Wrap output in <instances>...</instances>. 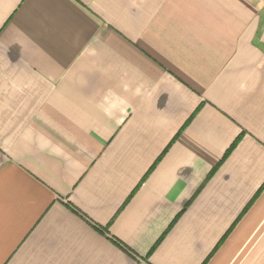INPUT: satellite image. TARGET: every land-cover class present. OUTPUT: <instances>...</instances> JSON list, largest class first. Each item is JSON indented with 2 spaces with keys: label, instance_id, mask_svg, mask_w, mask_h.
<instances>
[{
  "label": "crops",
  "instance_id": "1",
  "mask_svg": "<svg viewBox=\"0 0 264 264\" xmlns=\"http://www.w3.org/2000/svg\"><path fill=\"white\" fill-rule=\"evenodd\" d=\"M0 264H264V0H0Z\"/></svg>",
  "mask_w": 264,
  "mask_h": 264
}]
</instances>
